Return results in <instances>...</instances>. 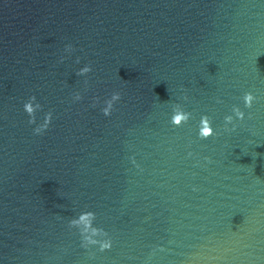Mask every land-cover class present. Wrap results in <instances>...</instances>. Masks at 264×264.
I'll use <instances>...</instances> for the list:
<instances>
[{"label": "water", "instance_id": "obj_1", "mask_svg": "<svg viewBox=\"0 0 264 264\" xmlns=\"http://www.w3.org/2000/svg\"><path fill=\"white\" fill-rule=\"evenodd\" d=\"M0 264H264V0H0Z\"/></svg>", "mask_w": 264, "mask_h": 264}, {"label": "clouds", "instance_id": "obj_2", "mask_svg": "<svg viewBox=\"0 0 264 264\" xmlns=\"http://www.w3.org/2000/svg\"><path fill=\"white\" fill-rule=\"evenodd\" d=\"M71 48L72 45H67L65 50L68 51L71 50ZM90 71H92L91 67L85 66L78 71L77 75H81V76L86 75ZM80 99H82L81 95L79 93H76L74 96V100L78 101ZM120 99H121V94L119 92H114L111 95V98L105 101L106 106L102 109L103 115L110 116L113 111L114 104ZM184 99L186 100L187 97L185 96ZM242 99H243L244 107L249 109L253 106V103L257 101V97L254 96L253 93L251 92H246L243 95ZM23 107H24V111L28 114L30 118L28 121L29 124H36L35 114L38 110H41L42 108L41 104L36 102V97L35 96L30 97L28 101L24 103ZM232 112L234 113V115H227L224 117L225 120L224 127L226 131H235L236 124L234 123V118L239 121H243L245 119V113L244 111L241 110L240 107L233 106ZM191 115L192 114L190 112L184 111L183 107L180 104H176L173 107V114L171 116L170 123L174 127H179L187 123L191 118ZM249 118H251L250 113H249ZM51 121H52V112L49 111L48 113L45 114L43 122L34 128V134L39 135L42 134L44 131H46L49 128ZM230 124L232 125V127L228 128V125ZM214 135H216V132L212 127V121L209 118V116L207 115L201 116L199 122V128H198V137L202 140H206L209 137H213ZM189 155H191V153H189ZM205 159H209V158H205ZM209 162L211 161L209 160ZM132 163L133 164L136 163L134 158L132 159ZM93 216L94 213L91 212L81 214L78 220H72L69 222V227L75 226L80 222H84L86 223L87 226H90V218ZM99 232L100 230L98 229H92V235H84L83 233H81L82 247L88 248L89 246L98 245L99 250L101 252L105 250H110L112 247V240L110 238L103 240L96 239L95 237L99 235ZM105 235H107V233H105Z\"/></svg>", "mask_w": 264, "mask_h": 264}]
</instances>
